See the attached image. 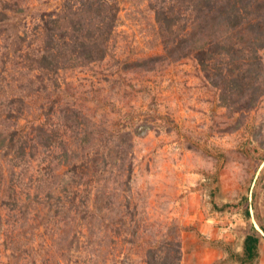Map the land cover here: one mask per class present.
Wrapping results in <instances>:
<instances>
[{"label": "rangeland", "instance_id": "1", "mask_svg": "<svg viewBox=\"0 0 264 264\" xmlns=\"http://www.w3.org/2000/svg\"><path fill=\"white\" fill-rule=\"evenodd\" d=\"M262 45L264 0H0V264H264Z\"/></svg>", "mask_w": 264, "mask_h": 264}, {"label": "trees", "instance_id": "2", "mask_svg": "<svg viewBox=\"0 0 264 264\" xmlns=\"http://www.w3.org/2000/svg\"><path fill=\"white\" fill-rule=\"evenodd\" d=\"M261 47H264L263 45ZM200 56V55H199ZM228 207V206H227ZM246 214L249 215L248 210H245ZM260 230L264 233V228L259 227ZM254 233L248 234L243 241V251H244V260L251 261L257 256V245L259 238L256 235V230L253 228Z\"/></svg>", "mask_w": 264, "mask_h": 264}]
</instances>
